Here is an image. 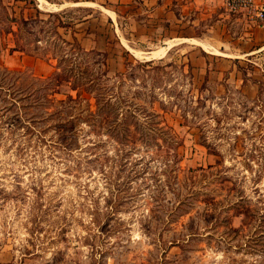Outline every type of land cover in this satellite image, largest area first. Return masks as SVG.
<instances>
[{"label":"rangeland","instance_id":"374dc122","mask_svg":"<svg viewBox=\"0 0 264 264\" xmlns=\"http://www.w3.org/2000/svg\"><path fill=\"white\" fill-rule=\"evenodd\" d=\"M3 1L19 15L26 0ZM37 1L75 23L60 29L66 39L75 35L86 50L106 55L111 81L127 62L164 67L145 70L146 80L136 72V85L152 90L159 120L181 140L182 161L166 170L173 158L164 139L161 151L138 141L120 163L115 143L84 123L74 138L38 122L33 97L22 118L0 102V264H264V49L256 51L264 23L228 28L225 55L176 41L164 56L165 41L205 40L215 17L228 12L196 26L200 10H178L177 0ZM49 29L37 40L54 37ZM55 65L0 34L2 68L32 80L46 79ZM68 95L77 96L62 82L50 96L54 109ZM91 139L97 151L89 150Z\"/></svg>","mask_w":264,"mask_h":264},{"label":"trees","instance_id":"16d2710c","mask_svg":"<svg viewBox=\"0 0 264 264\" xmlns=\"http://www.w3.org/2000/svg\"><path fill=\"white\" fill-rule=\"evenodd\" d=\"M10 10L0 0V34L12 35L17 51L56 61V65L46 79L32 80L22 72L0 66V102L5 103V112L16 108L20 113L17 111L14 115L22 118L21 109L26 107L25 101L33 97V106L42 109L38 122L52 121L51 126L69 129L65 136L74 138L82 132L78 128H82L84 123L89 128L88 133L94 137L106 136L115 143V154L120 156V163H123L124 157L138 150V141H144L146 149L152 147L161 151L164 150L165 139L173 158L171 164H165L166 170L169 173L177 171L182 161L178 151L181 140L172 127L159 120L160 114L153 109L157 100L153 92L151 95L152 90L147 94V86L139 88L136 85V72L146 80L149 76L143 75L145 70L151 73L164 67L148 69L152 66L148 62L136 66L127 62L126 71L118 74V79L113 82L108 76V58L104 53L86 50L75 35L68 40L60 32V29H73L74 22L67 23L60 13L43 12L37 0H26L19 15ZM46 26L50 27L47 34L52 33L54 37L47 35L45 41L37 40L36 35H41ZM38 27L41 32L36 31ZM62 82L68 84L77 96L68 95L54 109L55 103L50 96L59 93ZM165 134H168L167 138H164ZM93 141L89 150L97 151L101 145L97 140ZM95 155L100 156V153ZM104 155L106 157L108 153Z\"/></svg>","mask_w":264,"mask_h":264},{"label":"crops","instance_id":"0c3cea01","mask_svg":"<svg viewBox=\"0 0 264 264\" xmlns=\"http://www.w3.org/2000/svg\"><path fill=\"white\" fill-rule=\"evenodd\" d=\"M178 1V5H177V9L181 10L184 8H188V10L190 11V13H193L194 16H196L197 14V10H200V13L197 14V17H195L191 23H194V25L199 26L201 24L202 21H204L205 19H209L213 16H215L219 10H221L222 8L224 9V0H186L184 3L182 2V0H177ZM257 4L264 7V0H256ZM170 3L165 2L164 1V17L173 18V12L171 11V5L170 7H168ZM191 5V6H189ZM225 10V9H224ZM196 11V12H195ZM226 11V10H225ZM227 12V11H226ZM200 16H202L200 18ZM230 16H233L234 18H236L235 20H232ZM175 17H177L175 15ZM216 18V22L214 24V26H212L209 30H208V40L210 42H208L207 39L205 40H197V38H192V37H184V38H171L169 39L167 42L165 41L164 43H168V46L164 49L167 50L171 49L176 41H187V42H192L196 45L201 46L206 52H209L208 50H214V53H218V54H224L223 51H226L227 45L231 47V43L226 42L225 40L227 39V36H224L227 32H228V28L232 27L233 24H244V29L248 30L249 24L248 21L246 19V17L243 14H228V13H223L219 14L218 16L215 17ZM177 22H180V20L177 19ZM246 24H245V23ZM252 28V27H249ZM210 43V44H208ZM197 41V42H194ZM172 42V43H171ZM200 43V44H199ZM172 44V45H171ZM217 45L221 46L220 47V51L216 48L218 47ZM264 49V44H262L261 48H259L256 51L259 50H263ZM256 51H252L250 54L255 53ZM213 52V51H212ZM166 54V53H165ZM164 54V56H165ZM225 55V54H224ZM230 56V55H228Z\"/></svg>","mask_w":264,"mask_h":264},{"label":"built area","instance_id":"2783aa9c","mask_svg":"<svg viewBox=\"0 0 264 264\" xmlns=\"http://www.w3.org/2000/svg\"><path fill=\"white\" fill-rule=\"evenodd\" d=\"M224 9L229 14H243L250 27L264 23V7L258 5L256 0H224Z\"/></svg>","mask_w":264,"mask_h":264},{"label":"bare ground","instance_id":"6f19581e","mask_svg":"<svg viewBox=\"0 0 264 264\" xmlns=\"http://www.w3.org/2000/svg\"><path fill=\"white\" fill-rule=\"evenodd\" d=\"M194 42H197V41H194ZM171 43H172V42H171ZM199 44H200V43H199ZM171 45H172V44H171ZM162 51L164 52V54L166 53V49H165V50H162ZM162 51H161V52H162ZM147 56H148V55H147ZM156 56H157V55H153V57H151V58H156ZM149 59H150V58H149ZM143 61H144V60H143Z\"/></svg>","mask_w":264,"mask_h":264}]
</instances>
